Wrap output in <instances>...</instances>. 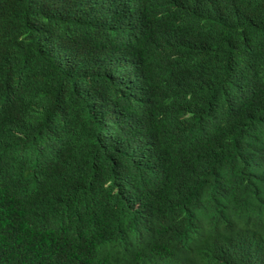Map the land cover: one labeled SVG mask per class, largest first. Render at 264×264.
Masks as SVG:
<instances>
[{
	"label": "trees",
	"instance_id": "trees-1",
	"mask_svg": "<svg viewBox=\"0 0 264 264\" xmlns=\"http://www.w3.org/2000/svg\"><path fill=\"white\" fill-rule=\"evenodd\" d=\"M0 264H264V0H0Z\"/></svg>",
	"mask_w": 264,
	"mask_h": 264
}]
</instances>
